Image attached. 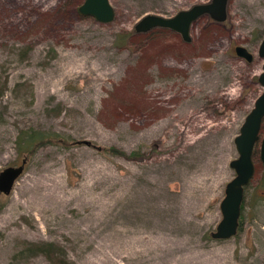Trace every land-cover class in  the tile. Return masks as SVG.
Here are the masks:
<instances>
[{
  "label": "rangeland",
  "instance_id": "obj_1",
  "mask_svg": "<svg viewBox=\"0 0 264 264\" xmlns=\"http://www.w3.org/2000/svg\"><path fill=\"white\" fill-rule=\"evenodd\" d=\"M209 1L110 0L101 23L79 14L84 0H0V171L23 160L21 129L66 140L40 147L0 193V264H50L24 241L61 244L69 264H264L260 140L241 230L210 236L234 138L264 90V0H228L226 20L199 17L188 42L134 29Z\"/></svg>",
  "mask_w": 264,
  "mask_h": 264
},
{
  "label": "water",
  "instance_id": "obj_2",
  "mask_svg": "<svg viewBox=\"0 0 264 264\" xmlns=\"http://www.w3.org/2000/svg\"><path fill=\"white\" fill-rule=\"evenodd\" d=\"M227 2L228 0H210L207 3L195 4L171 17L147 14L135 24L134 29L136 32H143L155 27L168 28L178 32L183 40L189 41L191 25L199 17L206 15L218 22L226 20ZM78 12L82 16L93 17L101 23L111 22L115 15L110 0H84L78 7ZM234 51L236 56L247 62L253 59V54L244 46L236 45ZM258 54L264 58V38L259 45ZM258 82L264 87V63L262 73L258 76ZM263 119L264 90L255 99L252 109L246 115L239 133L234 138L238 156L229 163L230 167L234 169V177L225 185L224 196L219 204L221 219L214 231L210 233L213 239H229L237 234L244 190L254 174L253 150L259 140L260 159L264 163V135L260 139ZM25 163L26 160L23 159L19 165L7 166L0 171V193L10 194L16 180L24 171Z\"/></svg>",
  "mask_w": 264,
  "mask_h": 264
},
{
  "label": "trees",
  "instance_id": "obj_3",
  "mask_svg": "<svg viewBox=\"0 0 264 264\" xmlns=\"http://www.w3.org/2000/svg\"><path fill=\"white\" fill-rule=\"evenodd\" d=\"M153 29V28H152ZM148 31V30H147ZM3 88H0V96L3 94ZM262 121L261 127L263 125ZM16 144L18 150L23 152L26 161L40 148L47 144H66V140L59 135H54L49 132H45L37 129H21L16 137ZM101 150V149H100ZM102 152L126 156L122 150L116 147H109L102 149ZM136 152H131L129 155H134ZM246 189V188H245ZM245 191V190H244ZM2 205L0 204V209ZM243 209V201L241 204V210ZM242 217L239 218L238 232L241 230ZM22 252L28 256L42 255L50 264H69L65 248L55 241H24L21 245Z\"/></svg>",
  "mask_w": 264,
  "mask_h": 264
},
{
  "label": "flooded vegetation",
  "instance_id": "obj_4",
  "mask_svg": "<svg viewBox=\"0 0 264 264\" xmlns=\"http://www.w3.org/2000/svg\"><path fill=\"white\" fill-rule=\"evenodd\" d=\"M212 19V18H211ZM215 21V20H214ZM218 22V21H217ZM173 31V30H172ZM174 32H176V31H174ZM177 34H179L178 32H176ZM180 35V34H179ZM181 36V35H180ZM182 38V37H181ZM188 42V41H187Z\"/></svg>",
  "mask_w": 264,
  "mask_h": 264
}]
</instances>
